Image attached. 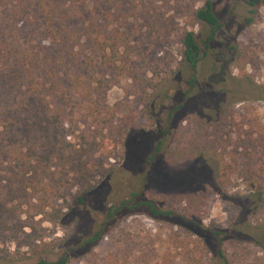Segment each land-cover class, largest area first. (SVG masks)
Instances as JSON below:
<instances>
[{
  "label": "trees",
  "instance_id": "1",
  "mask_svg": "<svg viewBox=\"0 0 264 264\" xmlns=\"http://www.w3.org/2000/svg\"><path fill=\"white\" fill-rule=\"evenodd\" d=\"M135 1L0 0V79L4 85L0 94V239L8 236L18 249L54 254L59 245L37 243L43 238L42 220L52 222L47 208L68 189H76L79 203L85 204L98 180L114 167L110 159L117 158L124 136L118 134L120 127L113 118L106 116L111 113L105 106L111 79L125 76L150 83L132 64L140 50L134 41L141 26L130 31L125 15L137 16ZM247 1L251 8L262 2ZM139 14L147 18L146 12ZM194 19L211 31L201 41L194 32L186 33L180 71L185 69L188 75L179 78L177 85L173 76L154 87L156 105L149 103L146 113L161 130L147 166L186 159L213 161L221 188L235 176L255 189L248 214L256 215L264 209L262 124L255 119L237 123L234 101L221 90L214 92L219 97L214 114L206 116L199 110L196 115L201 124L189 139L178 133L181 115L194 111L190 101L199 66L223 28L210 0L194 13ZM123 27L126 32L121 31ZM88 119L108 129L110 138L74 144L72 136ZM29 209L37 213L23 221ZM201 209L198 198L183 205L181 200L132 193L120 206L109 209L104 223L82 249L70 243L58 259H41L36 264H71L75 256L83 254L93 258L91 264H120L134 253L140 257L143 253V264H264L263 239L250 242L261 252L251 262L252 249L249 244L243 249L247 239L242 232L207 228ZM139 214L164 230L153 235L150 243L140 237L129 243L127 227L121 226L125 216ZM38 215L43 218L36 221ZM226 244L231 252L225 249ZM20 262L0 247V264Z\"/></svg>",
  "mask_w": 264,
  "mask_h": 264
},
{
  "label": "rangeland",
  "instance_id": "2",
  "mask_svg": "<svg viewBox=\"0 0 264 264\" xmlns=\"http://www.w3.org/2000/svg\"><path fill=\"white\" fill-rule=\"evenodd\" d=\"M207 1H135L137 16L125 15L130 31L136 25L141 26L140 35L134 41L140 50L132 64L139 67L141 77L150 83L125 76L116 77L111 79V89L105 99V106L111 111L106 116L110 120L113 118L120 127L118 134H123L124 145L116 153L117 158L110 159L115 163L112 171L98 180L85 204L79 203L76 189H68L47 208L50 214L47 218L52 222L42 220L43 238L37 243L43 247L59 245L54 254L47 255L43 249H18L8 236L0 239V247L6 254L21 260L19 264H36L41 259L56 260L70 243L76 249H82L85 241L104 223L109 209L120 206L132 193H140L145 198L160 197L171 202L181 200L183 205L187 200L198 198L202 222L207 228L216 232L241 231L247 239L242 244L243 249L248 244L252 249L249 261L261 256V252L250 245L254 239L264 240V209L256 215L248 214L255 189L235 176L231 177L229 185L221 188L217 184L218 167L213 161L186 159L173 163L161 162L153 168L147 166V159L160 138L161 127L150 120L146 106L149 103L156 105L152 99L154 87L173 76L177 85L180 79L188 75L185 69L180 71L183 39L188 32H194L199 41L210 34L208 25L197 23L194 19V13ZM210 1L216 7L223 28L214 40L209 55L199 66L197 86L190 101L194 111L185 112L177 121L178 133L181 137L185 135V140L201 124L196 115L199 110L206 116L214 114L219 103V97L214 92L221 90L234 101L232 109L237 123L242 124L244 119H255L264 127V0L255 8H251L247 0ZM145 12L147 18L140 16L139 13L145 15ZM2 17L0 13V21ZM121 31L126 32V28L123 27ZM3 88L0 79V94ZM102 136L110 138L108 129L88 119L87 124H80L72 140L74 144L81 145L89 138L100 141ZM36 213L35 209H29L28 214L24 212L23 221ZM42 218L38 215L36 221ZM121 226L127 227L126 239L129 243L136 237L150 243L153 235L164 231L159 223L145 214L125 216ZM225 249L232 251L227 244ZM133 255L128 254L127 260L120 264H143L146 261L143 253L141 257L136 253ZM87 256H75L71 264H91L93 258ZM137 257L141 260L136 261Z\"/></svg>",
  "mask_w": 264,
  "mask_h": 264
}]
</instances>
